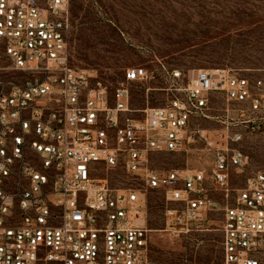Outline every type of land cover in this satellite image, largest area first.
<instances>
[{
  "label": "built area",
  "instance_id": "built-area-1",
  "mask_svg": "<svg viewBox=\"0 0 264 264\" xmlns=\"http://www.w3.org/2000/svg\"><path fill=\"white\" fill-rule=\"evenodd\" d=\"M69 25V0H0V264H181L151 256L146 189L179 203L165 229L177 236L219 207L207 182L226 197L223 264H264V170L228 198L231 170L246 162L235 145L242 133L214 140L209 175L150 163L152 153L184 149L196 134L209 143L189 126L217 92L247 103L244 123L261 128L264 75L200 68L186 85H172L167 105L137 109L129 83L149 71L131 67L111 87L74 66ZM117 164L141 186L113 187L99 175Z\"/></svg>",
  "mask_w": 264,
  "mask_h": 264
},
{
  "label": "rangeland",
  "instance_id": "rangeland-1",
  "mask_svg": "<svg viewBox=\"0 0 264 264\" xmlns=\"http://www.w3.org/2000/svg\"><path fill=\"white\" fill-rule=\"evenodd\" d=\"M69 47L74 66L84 69L113 87L125 81L127 69L145 67L150 78L129 83L134 108L165 106L176 93L172 85L184 86L193 71L224 68L251 79L264 75V0H69ZM4 65L0 50V66ZM184 76L174 81L171 72ZM239 104L215 93L206 114L195 115L189 129L204 130L209 143L196 134L179 151L154 152L151 165L160 171L178 169L209 175L215 159V139L242 133L235 143L246 154L242 168L230 173L231 201L248 178L264 170V119L259 129L244 123ZM141 112H137L140 114ZM100 176L117 188L141 186L122 164L107 167ZM207 194L219 202L186 233L173 236L165 229L168 201L160 189H146L147 226L154 259L181 264H223L224 193L207 182Z\"/></svg>",
  "mask_w": 264,
  "mask_h": 264
}]
</instances>
